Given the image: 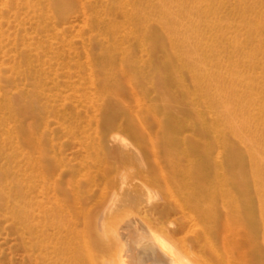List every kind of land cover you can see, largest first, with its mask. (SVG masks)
<instances>
[{"label":"rangeland","instance_id":"rangeland-1","mask_svg":"<svg viewBox=\"0 0 264 264\" xmlns=\"http://www.w3.org/2000/svg\"><path fill=\"white\" fill-rule=\"evenodd\" d=\"M204 5L211 40L233 38L259 77L264 0ZM154 6L157 0H0V264H102L106 200L124 190L142 192L151 209L195 190L209 167L202 196L220 197L216 177H227L228 155L245 152L228 149V134L220 149L215 125L224 121L189 115L150 65L141 32L156 24ZM157 36L169 49L170 38ZM126 208L124 215L138 211ZM152 209L141 216L168 238L169 224ZM171 212L169 220L180 216ZM187 242L173 245L187 254ZM204 245L202 257H191L198 264L246 262L245 248Z\"/></svg>","mask_w":264,"mask_h":264},{"label":"bare ground","instance_id":"bare-ground-1","mask_svg":"<svg viewBox=\"0 0 264 264\" xmlns=\"http://www.w3.org/2000/svg\"><path fill=\"white\" fill-rule=\"evenodd\" d=\"M211 2L157 0L152 21L156 24H149L141 35L151 44L150 65L162 74L169 94L176 99L181 97L188 104L187 113L191 116L224 121L215 125L222 133L218 147H224L228 134V149L239 148L245 155L230 153L222 167L227 169V177L225 173L224 176L216 173L220 197L202 196L211 171L205 167L193 184L195 190L188 189L182 196L152 204L154 215L166 219L170 226L167 235L170 241L159 236L141 216L140 211L146 207L151 210L142 192L132 188L106 200V228L110 229L106 230V261L101 259L102 264H198L191 257L204 244L216 242L229 243L238 251L245 248L242 250L245 264H264V72L258 77L244 64L247 58L235 53L233 38L211 40L214 25L202 12L204 4L209 6ZM81 5L85 3L81 1ZM122 13L129 18L126 12ZM163 33L171 40L169 49L163 38L157 36ZM132 65L129 60L128 66ZM205 153L204 146L199 154L206 159ZM215 198L220 199L218 204ZM23 203L27 204L24 200ZM127 206L138 211L124 215ZM173 211L180 216L169 220ZM20 224L18 220V227ZM186 240L191 244L190 254H183L184 250L181 252L173 245Z\"/></svg>","mask_w":264,"mask_h":264}]
</instances>
